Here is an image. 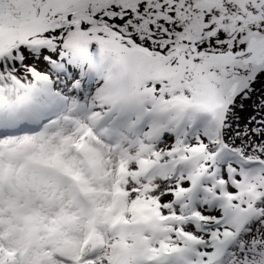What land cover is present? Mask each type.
I'll list each match as a JSON object with an SVG mask.
<instances>
[{
    "label": "snow or ice",
    "instance_id": "obj_1",
    "mask_svg": "<svg viewBox=\"0 0 264 264\" xmlns=\"http://www.w3.org/2000/svg\"><path fill=\"white\" fill-rule=\"evenodd\" d=\"M0 264H264V0H0Z\"/></svg>",
    "mask_w": 264,
    "mask_h": 264
}]
</instances>
